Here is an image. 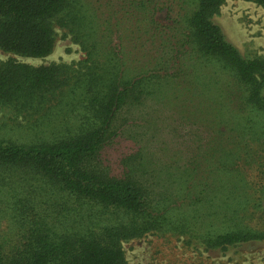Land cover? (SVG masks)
Returning a JSON list of instances; mask_svg holds the SVG:
<instances>
[{
  "label": "trees",
  "instance_id": "16d2710c",
  "mask_svg": "<svg viewBox=\"0 0 264 264\" xmlns=\"http://www.w3.org/2000/svg\"><path fill=\"white\" fill-rule=\"evenodd\" d=\"M228 0H0V264H127L147 235L222 252L264 243V56L213 18ZM264 9V0H241ZM147 102L191 127L184 157L101 152ZM173 159V160H172Z\"/></svg>",
  "mask_w": 264,
  "mask_h": 264
},
{
  "label": "rangeland",
  "instance_id": "374dc122",
  "mask_svg": "<svg viewBox=\"0 0 264 264\" xmlns=\"http://www.w3.org/2000/svg\"><path fill=\"white\" fill-rule=\"evenodd\" d=\"M226 40L242 56H264V9L250 2L228 0L213 18ZM50 55L44 58H22L0 51V60L12 58L34 67L50 64L70 65L83 59L78 45L60 29ZM264 94V92H263ZM137 123L129 121L120 135L101 152V158L113 173L122 169V159L144 148L148 155L165 154L166 158L184 157L191 147L196 130L181 126L170 111L147 102L135 110ZM191 129V130H190ZM172 159V160H173ZM127 264H264V243L247 244L222 252H203L184 246L182 239L170 235L150 234L123 244Z\"/></svg>",
  "mask_w": 264,
  "mask_h": 264
}]
</instances>
